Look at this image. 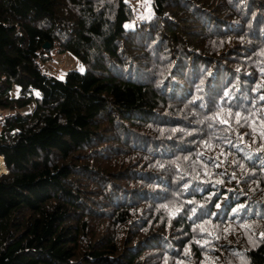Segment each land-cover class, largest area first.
Returning <instances> with one entry per match:
<instances>
[{"label": "trees", "instance_id": "obj_1", "mask_svg": "<svg viewBox=\"0 0 264 264\" xmlns=\"http://www.w3.org/2000/svg\"><path fill=\"white\" fill-rule=\"evenodd\" d=\"M153 6L0 0V264H264V0Z\"/></svg>", "mask_w": 264, "mask_h": 264}, {"label": "rangeland", "instance_id": "obj_2", "mask_svg": "<svg viewBox=\"0 0 264 264\" xmlns=\"http://www.w3.org/2000/svg\"><path fill=\"white\" fill-rule=\"evenodd\" d=\"M134 9L135 16L132 20L126 22L128 29H134L142 22L151 19L155 15L153 0H126ZM50 59L42 62L43 71L64 78L68 71L77 69L85 70V64L70 52H62L55 47L50 53ZM32 106L23 108V111L31 110ZM0 113L3 111L0 110ZM8 113V112H7ZM7 171L3 158H0V173Z\"/></svg>", "mask_w": 264, "mask_h": 264}, {"label": "water", "instance_id": "obj_3", "mask_svg": "<svg viewBox=\"0 0 264 264\" xmlns=\"http://www.w3.org/2000/svg\"><path fill=\"white\" fill-rule=\"evenodd\" d=\"M50 47H51L50 43L47 42V43L44 44V48H50ZM4 173H7V172H4Z\"/></svg>", "mask_w": 264, "mask_h": 264}, {"label": "snow or ice", "instance_id": "obj_4", "mask_svg": "<svg viewBox=\"0 0 264 264\" xmlns=\"http://www.w3.org/2000/svg\"><path fill=\"white\" fill-rule=\"evenodd\" d=\"M262 98H264V97H262ZM222 123H226V121H221ZM262 235H264V234H262Z\"/></svg>", "mask_w": 264, "mask_h": 264}, {"label": "bare ground", "instance_id": "obj_5", "mask_svg": "<svg viewBox=\"0 0 264 264\" xmlns=\"http://www.w3.org/2000/svg\"><path fill=\"white\" fill-rule=\"evenodd\" d=\"M7 171H8V169H7ZM7 171H5V172H7Z\"/></svg>", "mask_w": 264, "mask_h": 264}]
</instances>
